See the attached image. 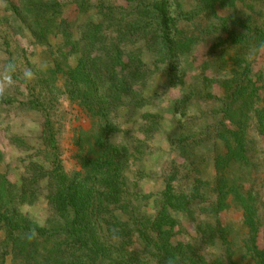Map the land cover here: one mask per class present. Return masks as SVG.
Returning <instances> with one entry per match:
<instances>
[{"label":"trees","instance_id":"1","mask_svg":"<svg viewBox=\"0 0 264 264\" xmlns=\"http://www.w3.org/2000/svg\"><path fill=\"white\" fill-rule=\"evenodd\" d=\"M125 1L100 0L78 36L57 0L11 5V26L19 19L48 59L36 95L0 99V111L41 115L36 145L11 139L32 151L27 177L0 173V264H264V0ZM197 44L207 46L202 84L221 93L206 92L201 116L169 138L178 160L162 169L156 194L144 192L145 173L128 175L144 144L127 130L117 139L120 115H139L146 138L157 132V92L146 86L158 74L168 88L183 84L179 65ZM196 92L176 97L173 113L186 115ZM62 97L91 122L75 138L72 170L52 112ZM42 182L51 214L39 224L21 206L37 200ZM171 211L194 219L197 236L180 237Z\"/></svg>","mask_w":264,"mask_h":264},{"label":"rangeland","instance_id":"2","mask_svg":"<svg viewBox=\"0 0 264 264\" xmlns=\"http://www.w3.org/2000/svg\"><path fill=\"white\" fill-rule=\"evenodd\" d=\"M26 0H0V64L8 60H13L17 66L16 78L17 86L10 91L8 95L17 98H29L36 95L39 91L38 70L47 67L48 51L44 46L34 41L30 32L26 27L20 24V20H16V24L11 26L13 19L11 17L12 4H23ZM46 3L52 0H44ZM61 2L60 17L70 22V29L79 35V28L85 23L96 21L97 13L95 6L100 0H57ZM107 4L116 5L126 3L125 0H103ZM85 4L81 9L79 3ZM186 5V0L183 5ZM20 24V25H19ZM19 25V26H18ZM207 46L197 44L193 46L191 52L182 57L179 65V72L183 76V84L177 88H168L165 78L162 74H158L148 82L145 91L157 92L156 108L161 112L162 119L159 129L151 137L146 138L139 131L138 116H135L133 122L126 121L124 115H120L121 132L117 134V139H124L123 132L127 130V134L132 141L140 139L139 143L144 144L143 153L139 155L136 163L131 168L128 175L135 178L137 173H145L138 180V187L144 192H152L156 194L162 187V169L172 159H177V153L169 144V138L174 136L179 128L187 122L191 121L192 116H201L203 108L204 94L208 91L214 94H220L221 90L217 84L205 86V74L198 64L204 57ZM72 63L75 60H71ZM31 69L32 77L28 81H24L23 73L25 70ZM194 88L196 92L195 100L187 108L184 116L173 113V100ZM53 118L57 128V138L61 150V159L66 170L77 168L76 161L72 153L76 149L75 138L81 133H89L91 131V122L88 117L81 112L75 105L70 103L65 97L57 101L53 108ZM2 122L0 123V148L3 151V158L0 161V173H6L14 182L20 181L27 177L28 172L26 166L28 164L27 156L31 154V150L23 149L15 144L13 138H21L27 144L36 145L38 143V135L40 133L41 115L36 111H28L22 108L8 107L0 111ZM194 125V124H188ZM138 177V176H137ZM42 189L37 200L32 204L21 206L22 212L29 217L43 224L50 218V211L46 203V189ZM171 215L176 219L180 231V237H196L194 228L195 220L181 211H171ZM226 218L235 224L237 216L228 214ZM203 244V243H201ZM205 245V244H204ZM205 251L213 252L215 249L209 246H203Z\"/></svg>","mask_w":264,"mask_h":264},{"label":"clouds","instance_id":"3","mask_svg":"<svg viewBox=\"0 0 264 264\" xmlns=\"http://www.w3.org/2000/svg\"><path fill=\"white\" fill-rule=\"evenodd\" d=\"M17 66L13 60H8L3 64H0V99L6 97L11 90H13L17 84ZM32 77L31 69L25 70L23 73L24 81L30 80Z\"/></svg>","mask_w":264,"mask_h":264}]
</instances>
